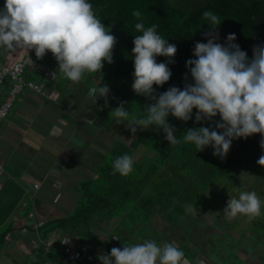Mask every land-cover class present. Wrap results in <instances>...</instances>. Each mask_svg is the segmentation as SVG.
Here are the masks:
<instances>
[{"label": "clouds", "instance_id": "1", "mask_svg": "<svg viewBox=\"0 0 264 264\" xmlns=\"http://www.w3.org/2000/svg\"><path fill=\"white\" fill-rule=\"evenodd\" d=\"M139 22L134 27L141 35L134 36L132 53V90L151 101L144 105V114L133 118L130 130L135 136L137 126L147 131L155 126L164 133L169 145L181 143L177 129L168 118L188 122L195 113V122H211L212 126L194 127L182 134L184 143L194 144L203 151L213 148V156L224 159L232 141L247 139L260 134V148L264 150V44L253 45L252 57L234 43V33L227 35L225 43H219L220 17L206 10L202 17L211 30L204 33L206 43L196 42L185 66L184 86H170L157 93L154 85L162 87L171 76L169 64H174L177 47L157 32V25L145 27L142 13L134 10ZM117 39L98 18L88 0H5L0 9V46L10 49L34 50L38 59L51 52L58 62V70L64 78L80 82L85 73H99L104 61L113 63V50ZM167 62H157V57ZM189 73L192 82H188ZM107 84L91 88L89 96L95 103L107 98ZM126 102L110 111L109 117L117 124L127 121L129 111ZM219 116V120H214ZM134 157L124 154L112 161L114 173L127 176L133 172ZM256 163L264 167V154ZM223 209L229 219L238 215L249 221L261 215L264 200L255 191H242L230 196ZM119 240V237L113 236ZM101 264H189L185 253L177 245L165 242L158 245L153 239L142 243L113 247L110 254H100Z\"/></svg>", "mask_w": 264, "mask_h": 264}, {"label": "trees", "instance_id": "2", "mask_svg": "<svg viewBox=\"0 0 264 264\" xmlns=\"http://www.w3.org/2000/svg\"><path fill=\"white\" fill-rule=\"evenodd\" d=\"M88 2L93 5L105 27L122 34L126 53H123L118 62L116 78L132 96L137 95L131 87L134 79L133 39L134 36L142 34L134 27L135 23L139 22L132 15L134 10L142 13L145 27L156 24L158 34L169 43L175 44L178 49L174 57L175 63L168 65L172 76L162 87L154 85L157 93L166 91L170 86L183 88V77L188 73L185 62L195 58L192 54L194 44L206 43L204 33L211 30L208 21L202 17L206 10H212L221 19V24L216 29L219 32V43H225L227 35L234 33L237 37L234 43L239 44L249 58L253 55V45L264 44V0H88ZM157 62H167V58L158 56ZM26 77L31 79V74H27ZM188 82H192L190 73ZM135 98L140 109L151 102L143 96L137 95ZM195 113L194 109L192 119L186 123L172 116L168 118L176 127V135L181 139V143L169 145L163 131L155 126H150L147 131L142 129L140 131L141 140L147 151L142 148L143 151L140 152L124 142L116 141L103 165L98 169L96 179L80 185V197L72 213L64 218L47 221L37 229L45 253L50 254L54 251L52 243L45 242L51 231L60 230L65 235L75 236L80 244L85 243L99 220L128 213L132 203L139 206L142 200L146 201L150 203L148 206L153 212L160 215L165 210L183 212L186 207L196 205L205 190L233 177V171L240 167L242 160L249 161L250 166L254 168H264L256 163L264 154L259 145L260 134H254L247 139L233 140L224 159L213 156L211 146L197 152L194 144L184 143L182 134L187 129L212 126L211 122L207 121L197 124ZM219 119V116L214 118ZM148 151L154 155V161L145 166L140 160L142 156H152ZM124 154L140 155L137 160L135 159L133 172L127 176L114 173L112 168V161ZM164 165L177 172L176 177L185 183L184 187L174 188V181L169 179L154 181ZM148 191L150 194H147ZM6 233L7 231L0 236L2 244ZM66 246L69 245H64L58 254L52 252L59 261L64 258L68 263L93 264L88 259L70 261L64 254ZM88 252L94 257L91 251Z\"/></svg>", "mask_w": 264, "mask_h": 264}, {"label": "crops", "instance_id": "3", "mask_svg": "<svg viewBox=\"0 0 264 264\" xmlns=\"http://www.w3.org/2000/svg\"><path fill=\"white\" fill-rule=\"evenodd\" d=\"M4 2L0 0V9ZM26 53L38 59L34 50L0 46V62L11 66ZM38 60L50 66L56 78L42 80L34 71H26L25 79L36 83L39 90L25 88L0 125V236L7 231L0 243V264H77L64 258L59 261L52 254H58L64 245L91 251L100 261L98 255L110 254L102 243L108 232H113L115 217L99 220L81 244L75 236L51 231L45 240L52 243L50 254L45 253L37 229L72 213L80 185L94 179L113 146L111 142L119 135L111 134L108 145L103 139L100 112L105 99L94 103L89 96L91 88L100 86L98 73L86 72L80 82H72L59 72L51 52ZM29 73L31 79L26 77ZM5 97L6 89L1 91L0 100ZM126 125L131 124L122 121L116 129L121 132ZM115 126L113 123L111 133ZM138 130L137 126L136 134ZM122 214L124 219L127 212ZM189 264L212 263L198 260Z\"/></svg>", "mask_w": 264, "mask_h": 264}, {"label": "rangeland", "instance_id": "4", "mask_svg": "<svg viewBox=\"0 0 264 264\" xmlns=\"http://www.w3.org/2000/svg\"><path fill=\"white\" fill-rule=\"evenodd\" d=\"M109 29L116 37L117 43L113 50V63L104 61V66L98 73L99 85L107 84L110 89L107 106L104 105L100 112L103 116L101 118L104 125V127L101 126V132L105 134L103 139H106L108 145L112 139L111 134L119 135L111 143L114 144L121 139L133 149L136 148L140 152L143 149L147 151L141 140V129L138 127V133L134 136L129 128L132 126L133 118L143 116L144 106L140 109L135 98L137 95H130L123 83L116 78L118 62L123 53H126L125 42L120 32ZM122 101L126 102L125 108L130 113L127 123L131 125H126V128H122L119 132L121 129H116L119 124L109 117V113ZM113 123L116 126L111 133ZM148 152L152 154L151 151ZM153 157V154L142 156L140 162L148 166ZM244 160L241 161L240 167L233 171V177L205 190L197 200V204L186 207L183 212L165 210L160 215L154 213L148 206L150 203L146 201L142 200L139 206L132 203L124 219H121L123 214H120L119 218L115 217L117 221L112 229L113 232H108L102 245L110 253L113 246L122 248L126 244L142 243L145 239H153L158 245L165 242L177 245L184 251L189 263H197L200 260L212 264H264V206H262L261 215L251 221L243 215L229 219L223 213L230 198L229 195L238 198L242 191H255L264 200V168H254L250 166L249 161ZM176 174L177 172L164 165L154 181L169 179L174 181V188L184 187L185 183L180 181ZM94 178L96 179V176ZM147 194H150V191ZM157 217H163L165 220L156 221ZM113 236L119 237V240ZM240 252L244 254L241 253V255Z\"/></svg>", "mask_w": 264, "mask_h": 264}, {"label": "built area", "instance_id": "5", "mask_svg": "<svg viewBox=\"0 0 264 264\" xmlns=\"http://www.w3.org/2000/svg\"><path fill=\"white\" fill-rule=\"evenodd\" d=\"M26 71H34L42 80L56 78V73L50 66L33 58L30 53H26L23 58L17 60L11 66L4 65L0 62V93L6 89V97L0 100V125L8 116L17 98L25 88L39 90V86L36 83L25 79ZM40 225L39 223L36 226L38 227ZM64 254L70 261L88 259L91 260L93 264H101L100 261L94 260L93 255L85 249H76L72 246H66L64 248Z\"/></svg>", "mask_w": 264, "mask_h": 264}]
</instances>
